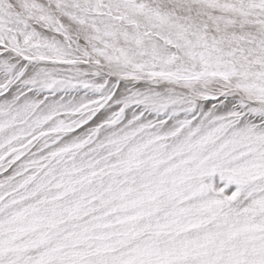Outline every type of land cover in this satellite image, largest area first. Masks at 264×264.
Instances as JSON below:
<instances>
[{
    "label": "snow or ice",
    "instance_id": "obj_1",
    "mask_svg": "<svg viewBox=\"0 0 264 264\" xmlns=\"http://www.w3.org/2000/svg\"><path fill=\"white\" fill-rule=\"evenodd\" d=\"M0 264H264V0H0Z\"/></svg>",
    "mask_w": 264,
    "mask_h": 264
}]
</instances>
